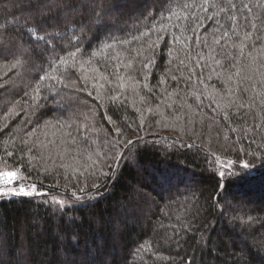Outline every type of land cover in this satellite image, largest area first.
I'll list each match as a JSON object with an SVG mask.
<instances>
[{
	"label": "trees",
	"instance_id": "1",
	"mask_svg": "<svg viewBox=\"0 0 264 264\" xmlns=\"http://www.w3.org/2000/svg\"><path fill=\"white\" fill-rule=\"evenodd\" d=\"M112 3L119 5L115 12H110ZM159 7L160 0H0V24L15 16L22 21L34 17L44 25L37 30L30 19L23 24L22 38L16 32L0 36V40L21 38L23 42L29 38L28 29L38 35L47 34L46 38L57 33L71 36L75 31L77 36L85 37L86 44L103 17L115 26L119 41L126 33L135 32L140 12ZM54 15H60L59 22L48 19ZM205 26L208 31L202 26L198 35L211 44L216 24L205 21ZM180 34L173 18L162 33L165 40L156 50L154 64L141 70L138 61L147 59L146 53L137 58L134 72L121 69L124 89L116 87L114 76H109L112 85L100 81L105 83L104 89L99 84L93 88L91 80L76 79L85 74L79 69V61L90 56L94 45H88L83 55L78 53L76 76L69 79V89L65 90L75 87L72 96L79 98V103L69 105L62 96L53 101L55 93L45 90L41 82V95L48 97L39 101L47 105L43 114L34 111L37 101L32 98V90L37 77L48 67L49 53L25 56L26 63L16 68L0 58V167L7 161L10 167L20 168L21 174L28 177L26 183L47 193L0 198V264H80L85 259L84 245L62 249L58 242L70 219L75 220L73 229L88 244L103 242L106 254L96 264H189L193 258L194 264H264V169L252 181L233 183L219 177L218 172L226 169L215 163L217 156L222 162L239 163L252 159L246 151L257 155L264 152V87L260 83L264 68L245 56L240 61L245 66L242 77L251 79H241L237 89L238 78L233 76L226 85L222 82L225 74L210 58L215 55L223 59L220 46H214L216 52L211 53L186 32L184 36L193 38L183 47L173 39ZM60 43L67 46V40ZM139 47L138 41L117 44L124 50ZM57 52L64 55L59 48ZM109 55L92 58V64L85 68L114 63ZM229 63L224 60L225 67ZM130 74L135 81L127 79ZM88 75L95 73L89 71ZM201 76L204 83L200 82ZM228 88L234 93L230 95ZM109 96L117 99L110 101ZM229 100L234 103L224 108ZM241 104L243 107H237ZM107 117L116 121L123 136L116 134ZM45 122H50L48 127H44ZM29 132L34 135L29 136ZM64 137H75L81 148L88 147L85 138L89 144L94 141L90 151L109 155L127 150L111 149L108 140L140 139L118 165L108 159L99 168L84 171L80 166L84 158L77 165L55 153L50 156L52 145L48 141L59 142ZM40 141L47 147H42ZM70 163L72 167L61 166ZM161 172L171 177L163 186L158 180ZM73 192L82 200L71 211L67 206L61 211L52 202L53 197L71 201ZM218 194L225 198L220 204L214 201ZM142 244L146 246L140 249Z\"/></svg>",
	"mask_w": 264,
	"mask_h": 264
},
{
	"label": "snow or ice",
	"instance_id": "2",
	"mask_svg": "<svg viewBox=\"0 0 264 264\" xmlns=\"http://www.w3.org/2000/svg\"><path fill=\"white\" fill-rule=\"evenodd\" d=\"M119 8L118 4L112 3L110 5V12H115ZM108 13H106L107 15ZM174 27L180 35H175L173 37L174 41L183 47H187L188 42L192 40L193 36H184L183 33L191 32L198 43L203 47L208 48L211 53H215L216 49L214 46H220V55L223 59H217L215 55L210 58L214 60L216 66H219L222 72L225 74L223 76L222 82L228 84L233 80V76L238 78L237 89H239V82L241 79H251V77H242L244 71V65L241 64V58L247 56L249 60L253 63H259L260 68H264V0H160L159 9L152 8L150 11L145 10L139 13L138 23L135 32L126 33L125 38L117 41L113 24H110L103 17L99 18V23L96 25L95 32L92 33V39L87 40L85 44V37L83 35L77 36L75 31L72 32L71 36L61 35L59 33L52 35L50 38H46V35H38L34 33L31 29H28V39L22 42V36L24 34L23 24L27 23L30 19L36 25L37 30L44 27L40 22L35 21V18L25 17L23 21L20 18H14L10 21H6L0 24V36L5 34H11L19 32L21 38L11 39L8 41L0 40V58L5 62L10 63L12 68H16L18 65L26 63L24 60L25 56H31L33 53L43 56L44 53H49L51 60L48 61V67L44 68L43 74L37 77V83L33 88L32 98L36 100L34 106V111H38L41 114L45 113L47 105L41 104L40 100H47V96L41 95V82H43V88L47 91H53L55 94L52 100L55 101L56 97L62 96L64 101L69 105L74 103H79V98L73 99L72 93L76 91L73 87L71 91H65L69 89V79L76 76L77 69V57L78 53L83 55L84 48L88 45H94L90 51V56L87 60L79 61V69L85 74L83 77H76L77 80L82 81H92L93 88H96L99 84L100 89H104L105 83L112 85L113 81L109 79V76H114L115 80L118 81L116 87L120 89L125 88V76L121 75V69L123 68L126 72L131 70L134 72V64L137 63L138 57H143L145 54H149L147 59L138 61L141 70L149 68L150 65L155 63L154 57L156 56V50L162 41L165 40L162 33L166 32L169 23L173 22ZM49 20L54 22H59L61 19L60 15L49 16ZM205 21H214L216 27L211 33L212 43L209 44L208 40H201L198 35L199 29L204 26V31H208V26H205ZM183 22V27L181 23ZM57 26L58 23H57ZM123 31V29H117ZM83 33V29L80 30ZM91 31V29L89 30ZM130 35L131 39L127 36ZM67 40V46L61 41ZM55 41L56 43H53ZM133 41L140 42V47L133 48L130 50L118 49L117 44L127 45L133 43ZM25 45H28L26 47ZM43 45V47H41ZM251 48L250 51L246 49ZM59 48L64 55H60L57 52ZM225 50H227L225 52ZM233 50L236 51V55H233ZM108 53V59L114 63H106L104 65H96L91 69H86L85 65L92 64V58L98 57L102 54ZM255 53V55L253 54ZM200 56V59H203ZM230 60L228 67L224 66V60ZM185 63V61H181ZM198 67H203V65L197 64ZM113 71H109V69ZM234 69L235 71H231ZM91 71L95 75H88ZM194 71L190 69V72ZM215 71V69H213ZM219 77L221 73H216ZM146 79V76L144 77ZM211 75L208 76L210 80ZM128 80L135 81L134 75H128ZM173 80L177 78L172 77ZM191 79V76H189ZM200 82L204 83V78L201 76ZM104 81L105 83H100ZM75 85V81H72ZM163 83V81H161ZM261 86L264 87V72H261ZM60 85V88H57ZM149 92L152 91L147 84L144 85ZM207 87V85H205ZM214 87V86H213ZM83 90L82 88L80 89ZM115 91V88H113ZM228 93L231 95L234 93L232 88L227 89ZM247 91V89H243ZM28 93H25L27 95ZM89 96L93 95V92L88 93ZM197 99H200L195 92L193 93ZM203 95V93H201ZM110 101H115L116 96L107 97ZM143 100L144 97H141ZM213 102H216L213 100ZM217 103V107L220 108V103ZM234 102L229 100L227 104L223 107H231ZM261 104H264V92H261ZM237 107H243V105H238ZM50 110V109H49ZM225 118H227L228 113H224ZM109 123L114 126V131L117 135L123 136V132L120 127H116V121L112 120L111 117H107ZM50 122H45L44 127H48ZM29 136L34 135V132H29ZM70 135V134H69ZM110 135V133H109ZM139 139H115L108 140L106 143L111 149H117L123 147L126 152H112L110 155L105 152L100 151H90L92 144H89L88 139H84V143L88 147L81 148L80 142L76 140L75 137L70 139L67 137L61 138L59 142L57 140H49L48 144L52 145L50 149V156L55 153L60 157V159L69 158L74 161L77 165H80V158L85 159V163L80 165L84 168V171H88L90 168H99L100 164L106 162L108 159H114L117 165L121 160L124 159L125 155L131 154L132 148L136 147L139 143ZM25 145L28 141L23 142ZM42 147H47L43 141L39 142ZM31 150V149H29ZM72 153H75L73 155ZM11 156L12 153H7ZM246 156H251L252 159L242 160L239 163L233 160H227L222 162L220 157L215 158V163L220 165L221 168L226 169V171H219L218 175L222 180L242 183L246 181H252L256 179L257 174L260 169H264V152L257 155L255 152H245ZM62 167H72V164L61 165ZM75 171V168L73 169ZM102 171V168L100 169ZM83 175V172L80 173ZM28 179L27 176L21 174L20 168L10 167L7 161L2 162V167H0V197H34V196H45L47 193L40 192L35 184H26L25 181ZM67 180L68 177L66 176ZM170 175L161 172L159 174V183L163 186L170 181ZM221 188L224 184L220 185ZM83 192V189H80ZM73 199L71 201H65L63 199L56 200L53 197V203L59 205L61 211L67 206V211L73 210L77 203L82 200V197L77 196L76 192L72 193ZM223 195L218 194L214 197L216 204H220L224 201ZM223 214V212H221ZM251 220L252 218L249 217ZM75 224L74 219H70L68 222L67 229L59 234L58 242L62 249H67L69 245L78 247L81 244L84 245V256L85 259L80 262V264H96L97 259L100 256H104L106 253L103 250V242L97 241L92 244H88L80 236L79 232L73 229ZM145 244L139 246L140 249L145 248ZM100 264H104L100 261ZM189 264H194L193 260L189 261Z\"/></svg>",
	"mask_w": 264,
	"mask_h": 264
},
{
	"label": "rangeland",
	"instance_id": "3",
	"mask_svg": "<svg viewBox=\"0 0 264 264\" xmlns=\"http://www.w3.org/2000/svg\"><path fill=\"white\" fill-rule=\"evenodd\" d=\"M26 183V182H25ZM26 184H31V183H26ZM36 187H37V185H36ZM11 197V196H10Z\"/></svg>",
	"mask_w": 264,
	"mask_h": 264
},
{
	"label": "built area",
	"instance_id": "4",
	"mask_svg": "<svg viewBox=\"0 0 264 264\" xmlns=\"http://www.w3.org/2000/svg\"><path fill=\"white\" fill-rule=\"evenodd\" d=\"M1 198V197H0Z\"/></svg>",
	"mask_w": 264,
	"mask_h": 264
}]
</instances>
